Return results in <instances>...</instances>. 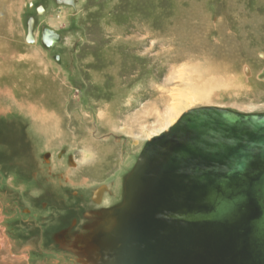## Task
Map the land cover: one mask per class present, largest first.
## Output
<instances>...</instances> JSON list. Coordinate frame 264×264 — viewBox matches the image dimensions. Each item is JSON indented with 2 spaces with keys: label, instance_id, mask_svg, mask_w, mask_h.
<instances>
[{
  "label": "rangeland",
  "instance_id": "rangeland-1",
  "mask_svg": "<svg viewBox=\"0 0 264 264\" xmlns=\"http://www.w3.org/2000/svg\"><path fill=\"white\" fill-rule=\"evenodd\" d=\"M29 4L47 10L36 15ZM208 15L215 28L206 42L218 43L215 29L223 24L224 38L234 39L230 60L240 63L223 71L200 60L181 61L171 71L159 56L168 49L160 41L168 38L171 49L183 50L199 44L186 28L198 30ZM31 18L34 42L28 43ZM42 25L59 32V45L43 47ZM204 106L264 112V0H76L74 6L0 0V147L7 156L16 155L15 163L27 148L31 165L21 178L28 182L50 174L66 188L53 195L56 203L70 193L74 199L86 194L85 212L94 213L99 208L91 198L103 185L101 206L116 203L144 143L183 112ZM2 160L0 204L2 197L23 190L12 184L17 171L3 167ZM8 177L11 184L4 185ZM30 190L27 196L35 193ZM112 208L103 221L91 215L90 229L109 226ZM1 215L0 208V221ZM4 237L0 224V245ZM0 263L7 264L3 256Z\"/></svg>",
  "mask_w": 264,
  "mask_h": 264
},
{
  "label": "water",
  "instance_id": "water-1",
  "mask_svg": "<svg viewBox=\"0 0 264 264\" xmlns=\"http://www.w3.org/2000/svg\"><path fill=\"white\" fill-rule=\"evenodd\" d=\"M60 37L43 27L41 43ZM122 184L92 251L100 264H264V112H183L144 143Z\"/></svg>",
  "mask_w": 264,
  "mask_h": 264
},
{
  "label": "flooded vegetation",
  "instance_id": "flooded-vegetation-1",
  "mask_svg": "<svg viewBox=\"0 0 264 264\" xmlns=\"http://www.w3.org/2000/svg\"><path fill=\"white\" fill-rule=\"evenodd\" d=\"M52 1L57 5L72 6L70 3L73 2L75 5L76 0ZM57 1L67 2V4H61ZM40 5L43 7L42 13L38 9ZM40 5H34L33 7V4H29L30 7H33L36 15L43 14L47 10L43 4ZM35 22L34 19V27ZM43 27L48 26L42 25L38 28L39 41H41ZM56 32L59 33L58 31ZM59 43L54 44L52 47L59 45ZM50 49L46 48V50ZM54 59L58 62L62 60L60 54H55ZM1 130L2 128H0ZM4 142L6 143V140ZM20 151L17 159L21 162L15 163L16 161L13 160L16 155L7 156L0 147V158L4 160H2V166L5 168L11 166L18 173L17 177L12 176V184L16 187H23L20 193L13 192V195L2 197V203L0 204L2 219L0 224H3L5 243L3 242L0 245V256L5 258L7 264H43V262H46V264H100L97 258L91 257L85 248H88L89 241H95L97 236H100L103 228H100L101 223L99 222L100 224L94 229H90L93 227V219L88 218L91 215L94 216V214L95 216L101 215L99 219L103 221L106 217L104 215L106 210L121 203L123 190L120 188L119 199L114 204H111L110 201L109 204L101 206L104 192H101V199L99 198L98 201L92 197L91 200L99 209L87 215L84 203H86L85 200L89 203V197L87 198L86 194L80 193L77 196V200L70 193L68 199L63 200L62 203H56L53 195H59V192L63 195L66 188L55 182L53 178H50V174L45 173L43 178L25 182L26 179L21 177L24 175L23 172L30 167L31 163L29 161L31 159L28 157L30 153L27 152V148H22ZM47 175H49L48 178ZM8 179L9 177L3 180L4 185L11 184V182H9L10 184L7 183ZM27 183L28 187L26 186ZM29 186L31 187L30 191L33 192L35 190V193L27 196ZM103 187L105 186L103 185ZM37 190L40 191L37 193ZM106 190H108V187ZM70 197L72 199H69ZM45 204L47 208L43 210L42 207H46ZM101 211L102 213L100 214ZM86 228L88 229L84 236L79 237ZM77 237H79L78 240H76ZM25 250H27L26 253H24Z\"/></svg>",
  "mask_w": 264,
  "mask_h": 264
},
{
  "label": "bare ground",
  "instance_id": "bare-ground-1",
  "mask_svg": "<svg viewBox=\"0 0 264 264\" xmlns=\"http://www.w3.org/2000/svg\"><path fill=\"white\" fill-rule=\"evenodd\" d=\"M222 13H220V14H222ZM209 20H210V16L208 15L207 18H205L204 23H202V24L199 23V25H197L198 27H200V25H202L200 27L201 29L198 28V30H195V31L193 30V32H192V30L186 28L187 29L186 30L187 34H189L191 36H197V38H200L199 44L192 45L191 47H189L187 49L184 48L185 50L189 51L190 54L184 53L185 50H183L182 48L171 49L170 47L172 46V44H171V41H169L170 39H168V38L160 41L162 43V45H165L166 48H168V49H167V51L163 50V53H160L159 56L162 57V59H164L165 65L170 66L171 71L177 65L181 64V61H185L187 63H192V62H195L197 60H200L204 64L215 65L219 70H223V71L228 69L229 67L231 68V66L235 67L234 65H236L238 63L237 61H235V58L233 60H230V42L233 43L234 39L230 40V38H224V36L222 34L223 33V31H222V25L223 24H222L221 21H220V23L218 22L219 24H222L221 27L218 28V26H216L217 28L215 29L216 32H218L219 35L221 36V37L220 36L218 37L219 38L218 39V43L211 44L208 41L206 42V39H207L209 31H210V27L211 28H215V27L212 26V24L210 25ZM218 21H219V19H218ZM161 54H163V55H161ZM238 61L240 63L239 59H238ZM230 62H231V65H230ZM176 95H179V94L176 93ZM183 99L186 100V101H190L189 97H186V98H183ZM168 113H169V109L167 111V114ZM174 117L175 116H173L172 118L168 119L167 123L171 122L174 119ZM145 128L148 131H153L154 130V128H150L147 125H146ZM102 188L103 187L98 188L97 190H95L96 191L95 194L93 193L94 194L93 198L96 201H98L99 198L101 197L100 194H102L101 193L102 192ZM88 247H89V250L91 252L92 251L95 252V250H96L97 253H99V251H100V245L97 244L96 240L95 241L94 240L89 241V246ZM97 260L99 261L98 258H97Z\"/></svg>",
  "mask_w": 264,
  "mask_h": 264
}]
</instances>
